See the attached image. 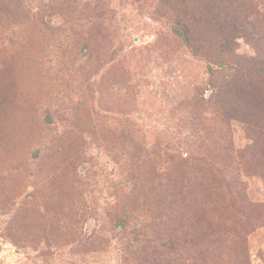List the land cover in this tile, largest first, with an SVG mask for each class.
I'll use <instances>...</instances> for the list:
<instances>
[{"label": "rangeland", "instance_id": "374dc122", "mask_svg": "<svg viewBox=\"0 0 264 264\" xmlns=\"http://www.w3.org/2000/svg\"><path fill=\"white\" fill-rule=\"evenodd\" d=\"M253 1L251 16L264 18V0ZM51 5L66 8L70 23L49 15ZM156 5L16 0L10 6L21 13L17 24L0 28V264H137L127 256L135 249L130 241L107 238L96 212L83 219L95 205L85 202L88 192L106 206L111 187L121 185L124 168L115 152L124 150L131 166L161 169L160 159L189 156V146L216 150L221 135L235 149L247 142L237 123L222 129L207 115L215 107L213 82L227 76L211 80L206 63L174 37ZM237 41V54L252 53ZM71 138L78 139V157L68 169L61 153ZM35 147L40 159L30 155ZM71 177L80 180L64 187ZM236 180L244 199L264 203L261 176L240 171ZM59 191L69 197L61 201ZM219 212L225 219L218 230L199 248L173 255L172 264H264V213L242 223L223 206Z\"/></svg>", "mask_w": 264, "mask_h": 264}, {"label": "trees", "instance_id": "16d2710c", "mask_svg": "<svg viewBox=\"0 0 264 264\" xmlns=\"http://www.w3.org/2000/svg\"><path fill=\"white\" fill-rule=\"evenodd\" d=\"M15 1L0 0V28L20 21L21 11L10 8ZM127 1L134 4L140 0ZM252 1L156 0V14L194 57L206 63L210 79L214 81L223 73L228 78L213 82L216 98L211 104L215 107L207 115L220 121L222 129L237 123L248 140L235 149L230 136L228 141L221 135L223 140L216 150L189 146V156L160 159L161 169L152 164L149 168L131 166L124 150L115 152L113 159L124 168L121 185L111 187V200L105 202L106 206L96 204L95 191L88 192L85 202L95 205L84 210L87 216L83 219L93 218L89 210L96 212L107 238L130 241L135 249L127 256H135L137 264H172L173 255L199 248L202 238L213 227L217 231L225 219L219 212L221 206L227 214L239 216L242 223L255 212L264 213V203L256 205L237 193L240 183L236 180L240 171L257 173L264 179V18L251 16ZM66 11L51 5L47 12L70 23ZM238 39L252 53L237 54ZM46 116L49 114L43 120L48 122ZM28 122L25 117V128ZM75 130L79 137L85 133L78 127ZM19 133L22 135V131ZM66 134L63 136L68 137ZM71 139L70 146L61 153V163L69 164L68 169L76 160L73 156L78 157V139ZM30 150L32 157L41 158L42 150ZM233 153L236 157H231ZM234 160L237 162L231 165L229 161ZM79 180L71 177L63 186L75 185ZM57 197L62 201L69 193L59 191Z\"/></svg>", "mask_w": 264, "mask_h": 264}]
</instances>
